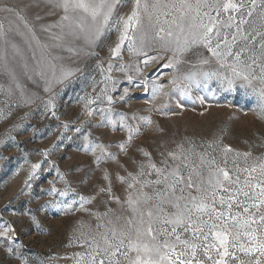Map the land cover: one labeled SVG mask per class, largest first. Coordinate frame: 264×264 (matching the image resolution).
Here are the masks:
<instances>
[{"label": "rangeland", "instance_id": "374dc122", "mask_svg": "<svg viewBox=\"0 0 264 264\" xmlns=\"http://www.w3.org/2000/svg\"><path fill=\"white\" fill-rule=\"evenodd\" d=\"M55 5L0 0V8L13 9L0 12V264H93L100 233L127 218L121 204L130 192L119 178L135 176L147 163L144 152L159 164L183 146L181 155L214 161L206 172L224 168L234 177L264 162V103L251 89L221 93L213 79L183 99L173 91L187 88L183 76L216 68H191L202 59L199 49L174 56V42L152 38L161 28L175 37L163 5H148L157 22L142 0L140 22L122 44L134 0L116 5L107 26L71 13L63 20ZM148 69L152 75L144 76ZM253 175L250 183H258L260 173Z\"/></svg>", "mask_w": 264, "mask_h": 264}, {"label": "snow or ice", "instance_id": "6c2138e0", "mask_svg": "<svg viewBox=\"0 0 264 264\" xmlns=\"http://www.w3.org/2000/svg\"><path fill=\"white\" fill-rule=\"evenodd\" d=\"M121 3L122 0H56L55 6L64 13L63 20H69L71 13L80 21L102 19L107 26L115 6ZM149 4L152 8L163 5L167 9L164 16L171 17L167 22L176 29L175 37L171 28H161L153 39L165 44L174 42L178 46L174 56L199 49L194 54L202 59L191 68H216L212 73L194 71L183 76L187 88L173 89L181 92V99L189 96V89L207 90L215 79L221 93H233L237 87L245 93L251 89L248 94L264 103V0H143V11L150 20L155 17L159 22V14ZM141 8L142 0H134V10L124 21L121 44L130 26L139 24ZM3 11L13 9L0 8ZM114 51L119 55L121 47ZM220 70L225 71L221 74ZM257 82L259 92L254 86ZM212 95L217 97L216 92ZM260 118L264 119V109ZM126 146H120L122 152ZM96 147L104 151L102 146ZM181 148L162 157L159 164L144 152L147 163L140 165L135 176L119 178L130 192L121 204L127 218L109 221V225L117 226L100 233L98 246L92 249L93 264H264L260 259L264 257V162L244 168L234 177L224 168L206 172L205 168L215 167L214 161L206 164L204 155H199L198 161L195 155H181ZM257 172L259 182L250 183ZM239 175L245 179H238ZM103 179L109 181L110 177L105 174ZM98 227L103 229L105 225Z\"/></svg>", "mask_w": 264, "mask_h": 264}, {"label": "bare ground", "instance_id": "6f19581e", "mask_svg": "<svg viewBox=\"0 0 264 264\" xmlns=\"http://www.w3.org/2000/svg\"><path fill=\"white\" fill-rule=\"evenodd\" d=\"M150 67V66H149ZM156 69V68H155ZM144 73V72H143ZM152 73H153V70L152 69H148L147 70V72H145L144 73V76H150V75H152ZM157 73V72H156ZM153 75H155V74H153ZM158 76V75H157ZM159 77V76H158ZM139 91V90H138ZM136 93H138V92H136Z\"/></svg>", "mask_w": 264, "mask_h": 264}]
</instances>
